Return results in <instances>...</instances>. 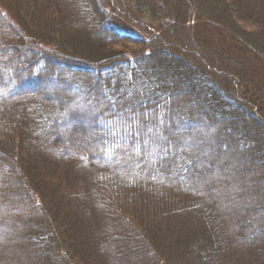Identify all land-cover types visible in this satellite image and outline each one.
I'll return each instance as SVG.
<instances>
[{
	"label": "trees",
	"instance_id": "obj_1",
	"mask_svg": "<svg viewBox=\"0 0 264 264\" xmlns=\"http://www.w3.org/2000/svg\"><path fill=\"white\" fill-rule=\"evenodd\" d=\"M251 55L264 0H0V264H264Z\"/></svg>",
	"mask_w": 264,
	"mask_h": 264
},
{
	"label": "rangeland",
	"instance_id": "obj_2",
	"mask_svg": "<svg viewBox=\"0 0 264 264\" xmlns=\"http://www.w3.org/2000/svg\"><path fill=\"white\" fill-rule=\"evenodd\" d=\"M115 7H118V2H117V6H115ZM120 7H121V5H120ZM124 8V7H123ZM130 24H131V26H132V28H135V29H139L137 26H135V22H129ZM157 24L158 23H154V27H155V29H150L149 28V31H150V33H149V31L148 32H144L142 29V27H143V25L142 24H140L141 26H140V32L138 33V35H139V37L140 38H142V40H143V42L145 43V45L146 46H148V44H149V48H152L153 46H154V44H155V42L156 41H158V42H160L159 40H160V36H159V34H160V32H158L157 33V31H156V27H157ZM200 24V23H199ZM188 25H193V22H189L188 23ZM130 27V26H129ZM201 30L202 32H204V34H206V36H208L209 34L208 33H210V37H211V39H215L217 42H219V43H222V44H220V45H225L226 47L224 48V47H222L221 49L223 50V48H224V50L226 51V52H231L235 57H238L239 56V52L241 51H238V50H236V49H234V46H231L230 45V43H229V41L228 40H226V39H228V38H225L226 36L225 35H223V34H221L220 32H215L213 29L211 30H208V29H206V28H204V25H202V24H200V25H198V30ZM163 34L165 33L164 31H162V30H160ZM158 37V38H157ZM155 39H157V40H155ZM155 41V42H154ZM113 48H115L116 50H118V51H128V52H135V51H139V49L140 48H142V47H140L139 45L137 46V45H133V44H118V45H116V46H114ZM243 54L244 53H242V56H243ZM252 57V58H251ZM251 57H249L248 59L250 60V61H248L249 62V64H250V66H251V68H253L252 69V71H253V74H254V76H255V79H256V81L258 82V84L259 85H261L262 87H264V61H263V59H259L258 60V58H256V56L254 57L255 58V60L253 59V55H251ZM59 67V69H61L62 67L61 66H58ZM235 69H236V67L235 66H232V67H229V74L232 76V77H236V71H235ZM153 70V69H152ZM152 70H150L149 71V74L151 73H154L155 71H152ZM156 70L157 71H160V69H158V68H156ZM72 75H76V74H81V75H87V74H85L84 72H79V71H76V70H71V72H70ZM94 75V74H93ZM92 74H90L89 76H91L92 78L93 77H95V75L93 76ZM96 78V77H95ZM170 83V82H169ZM122 87L123 86H125V85H127L128 86V81H123L122 82ZM189 85H190V82H187V81H183L182 83H181V87H182V89H189ZM49 89V93L50 92H53V94L54 95H58V94H61V87L58 85V83H53L52 82V84H50L49 85V87H48ZM85 90V89H84ZM84 90H82V89H80L79 87H78V85L77 86H75V87H72V89L69 91V97H66V96H64L63 94V96H64V98H67V99H70V100H73V99H75L76 98V96L78 95V94H80V92L81 91H84ZM124 90H126V89H124ZM123 90V91H124ZM125 93H127V91H125ZM52 94V93H51ZM104 95H107L106 93H104ZM107 97H108V95H107ZM202 97H203V95L201 94H198L197 95V98H199L198 100L200 101V100H202ZM182 110V109H181ZM136 112H137V109L135 110ZM182 112V111H181ZM200 112H201V116H207V118H205L204 120L206 121V122H208L209 121V117H210V115L209 114H211L210 113V111L208 110V109H206V107L205 106H202V109L200 110ZM227 129H229L228 127H227ZM243 145V144H242ZM243 146H241V149H243L242 148ZM262 153V152H261ZM260 152L259 153H253V154H244V159H245V161H244V163H242L241 162V164L239 163V166L240 167H242L243 169H251V166L253 165L252 164V161H253V159H255V160H263L264 159V153L263 154H261ZM262 180H263V178H262ZM262 182H264V180L262 181ZM257 211L259 212V214H263L264 215V206H257ZM138 252V251H137ZM95 263H98V261L97 260H95L94 261ZM132 263L133 264H135V262H133L132 261Z\"/></svg>",
	"mask_w": 264,
	"mask_h": 264
}]
</instances>
